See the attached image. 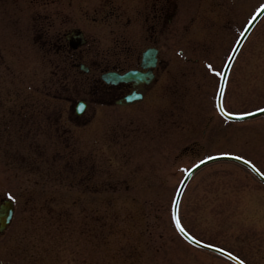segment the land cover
Masks as SVG:
<instances>
[{
  "label": "rangeland",
  "instance_id": "rangeland-1",
  "mask_svg": "<svg viewBox=\"0 0 264 264\" xmlns=\"http://www.w3.org/2000/svg\"><path fill=\"white\" fill-rule=\"evenodd\" d=\"M218 1L227 6L232 1L230 39L264 2ZM205 22L215 27L229 24L218 14ZM2 24L18 31L14 38L27 34L11 20ZM0 61V197L14 200V239L8 241L25 248L29 264H229L210 259L212 254L190 247L177 235L169 198L182 166L214 152L241 156L264 173V115L229 123L206 108L205 123H188L190 129L181 132L187 137L179 140L176 134L172 149L167 147L172 151L158 156L157 162L150 151H134L137 164L143 165L141 180L149 168L165 184L143 189L155 197L143 204L133 203L128 195H111L105 216V188L91 187L105 179V168L109 176L117 173L121 159L105 162V119L99 114L88 130L72 127L60 137L47 128L44 133L36 118L37 95L23 97L28 88H37L39 71L6 52L2 40ZM236 66L224 95L227 109L240 113L263 106L264 14L243 43ZM57 117L58 110L51 109L52 121ZM68 123L61 117L57 125ZM192 141L186 152L184 146ZM178 213L198 239L250 264H264V185L246 168L222 161L199 170L183 191Z\"/></svg>",
  "mask_w": 264,
  "mask_h": 264
},
{
  "label": "flooded vegetation",
  "instance_id": "flooded-vegetation-1",
  "mask_svg": "<svg viewBox=\"0 0 264 264\" xmlns=\"http://www.w3.org/2000/svg\"><path fill=\"white\" fill-rule=\"evenodd\" d=\"M231 2L0 0V40H8L11 29L12 37L18 33L2 24L9 20L27 33L14 39L27 45L22 58L39 71L37 88H28L23 97L37 95L42 131L47 128L58 137L69 133L71 127L57 125L61 117L81 130H88L99 114L105 119V162L121 158L117 173L109 176L105 168V179L93 184L105 188V216L111 195L144 203L155 197L143 189L165 184L149 168L141 180L143 165L137 164L134 151H150L157 162L158 156L172 151L176 134L179 140L187 137L181 132L190 129L188 123H205L220 71L238 36L235 29L230 39ZM215 14L229 24L205 22ZM236 61L231 62L227 86ZM51 109L58 110L54 121ZM14 217L0 231V262L29 264L25 248L8 241L14 239Z\"/></svg>",
  "mask_w": 264,
  "mask_h": 264
},
{
  "label": "water",
  "instance_id": "water-1",
  "mask_svg": "<svg viewBox=\"0 0 264 264\" xmlns=\"http://www.w3.org/2000/svg\"><path fill=\"white\" fill-rule=\"evenodd\" d=\"M264 13V4L261 6V8L254 14V16L251 18V20L248 22V24L246 25V27L244 28V30L242 31V33L240 34L239 38H238V41L237 43L235 44L232 52H231V55L235 54V52L239 49L241 43L243 42L245 36L247 35V33L249 32V30L253 27V25L256 23V21L259 19V17ZM218 101H219V96H218ZM218 106L220 107V104L218 102ZM262 111H253V112H250V113H246V114H240V115H230V114H227L225 113L222 109L219 108V111L227 118H230L232 120H244V119H247V118H251V117H254V116H257L259 114H262L264 113V108L260 109ZM214 160H232V161H236V162H239L243 165H245L247 168H249L261 181L264 182V176L261 175L250 163H248L247 161L239 158V157H236V156H233V155H216V156H211L209 158H206L202 161H200L199 163H197L195 166H193L192 168H190L184 178L182 179L180 185H179V188L177 190V193H176V196H175V199H174V202H173V206H172V215H173V219H174V222H175V225L178 229V231L190 242L196 244V245H199V246H202L204 248H209V249H213L219 253H222L224 255H227L226 253H224L223 251L219 250V249H215V248H212V247H209V246H206V245H203L197 241H195L193 238H191L189 235H187L183 230H181L182 228L179 226L178 222H177V217H176V208H177V203H178V199H179V196H180V193L186 183V181L188 180V178L191 176V174L197 169L199 168L200 166L208 163V162H211V161H214ZM11 213H12V201L10 200H5L4 203L1 205L0 207V223H1V227H3L8 221H9V218L11 216ZM229 256V255H227ZM230 257V256H229Z\"/></svg>",
  "mask_w": 264,
  "mask_h": 264
},
{
  "label": "snow or ice",
  "instance_id": "snow-or-ice-1",
  "mask_svg": "<svg viewBox=\"0 0 264 264\" xmlns=\"http://www.w3.org/2000/svg\"><path fill=\"white\" fill-rule=\"evenodd\" d=\"M258 111H262V110L258 109ZM240 158L243 159V157H240ZM262 175H264V174H262ZM181 230H183V229H181ZM237 259H239V257H237ZM241 264H243V262H241Z\"/></svg>",
  "mask_w": 264,
  "mask_h": 264
}]
</instances>
